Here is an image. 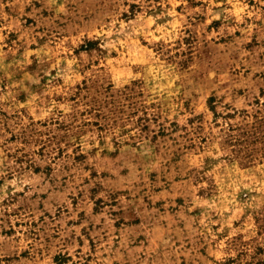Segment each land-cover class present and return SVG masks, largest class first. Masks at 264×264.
I'll list each match as a JSON object with an SVG mask.
<instances>
[{
	"label": "rangeland",
	"instance_id": "374dc122",
	"mask_svg": "<svg viewBox=\"0 0 264 264\" xmlns=\"http://www.w3.org/2000/svg\"><path fill=\"white\" fill-rule=\"evenodd\" d=\"M0 264H264V0H0Z\"/></svg>",
	"mask_w": 264,
	"mask_h": 264
}]
</instances>
